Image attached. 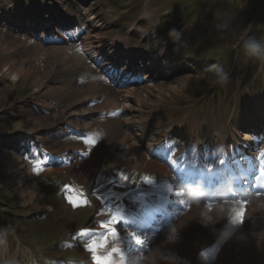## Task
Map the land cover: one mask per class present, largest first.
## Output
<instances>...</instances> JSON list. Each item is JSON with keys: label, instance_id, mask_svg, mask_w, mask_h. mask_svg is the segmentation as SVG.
Listing matches in <instances>:
<instances>
[{"label": "bare ground", "instance_id": "bare-ground-1", "mask_svg": "<svg viewBox=\"0 0 264 264\" xmlns=\"http://www.w3.org/2000/svg\"><path fill=\"white\" fill-rule=\"evenodd\" d=\"M91 3L97 4L96 0H89ZM94 1V2H93ZM167 2V8L164 10L162 7H155L154 11H150V6H144L145 0H128L126 5L128 3H131L133 8H135L137 11H139L140 16L142 20L147 21L151 27H154L155 30L159 31V34L164 35L165 33H168L170 35V39L172 42L177 43V41L180 40V38H188L190 37L193 41V47H197L199 44V32H207L210 33V29L214 30L216 29H222L223 30V36L226 39H229V41L234 38L235 43L233 44L234 50H235V58L231 59L229 56L230 50L227 49V44L219 45L215 50L210 53L209 58L213 59L214 57H218L220 61H222L225 64H232V61L234 60L235 63L244 64L245 68H251L252 66H246V63L251 64L254 63V65H257V73L260 74L263 71L264 65L258 59L256 56H248L246 54L245 44L246 39H254L258 43L261 44L259 39L264 38V29L260 27V23L264 22V15L260 12L262 8H264V2L260 3L259 0H253L257 4L256 9H258V12L254 13L252 15V18L249 22V26H251V29H248V36L245 35H239L237 34V30H235V27L238 25L237 19L239 17V7L236 5L237 0H228L227 4H222L221 6L217 7L216 4L220 0H180V3H173L172 0H152V3H155L156 5L161 4L162 2ZM252 1V0H250ZM4 3V2H3ZM183 5H187L184 7ZM144 6V7H143ZM143 7V8H142ZM258 7V8H257ZM0 8H3V4H0ZM44 11V9L41 10V14ZM156 11V12H155ZM184 11L188 13L192 17V15H195L197 13H200L202 15L205 14H217L218 17L225 20L224 22L221 21V24L219 25H213L214 28H209L207 23H203L201 26L196 28H190L192 25H190L187 22L186 15L184 14ZM63 10H58L55 13H62ZM155 12V13H153ZM168 12V16L166 14ZM201 15V16H202ZM175 24L176 26V34L172 35V30L166 25L165 20L166 18ZM67 21H71L69 18H66ZM93 20V17H90L86 19L85 21H91ZM155 21H160V25L154 26L153 23ZM15 25H22L23 28L26 29L28 32H31V37H34V34L40 33L44 34L46 32L53 31L52 28H46L43 26H40L35 23H30L27 21L21 22L18 20H13L11 22ZM0 27H5L3 24V21L0 19ZM87 30H78L75 33H70L69 37L77 39V44L80 45V47H69L64 49V55L63 60L59 66L56 64L53 67L57 66V70L55 71L54 68H50L48 70L47 74L44 73L42 69V63H31L28 59H20V51H19V45L14 40H9L8 38L4 37L0 34V51L3 53H10L9 56H7L4 59V62L2 67L4 68L2 72H6L5 74V80H9V83H3L0 85L3 90L0 91V101L2 102V105L6 108L9 107L11 103H13V99L9 97V93L14 88V84L16 81L24 80L23 82L30 84L35 90H41L45 89L46 92H49L51 94H57L61 90V87H54L50 84H47V81L49 83V79H51L53 82L58 80L61 82L62 80H67L72 77V75L76 72H78L77 64H81L82 57L79 55L85 54V58L87 60L91 59V55L93 56L96 52H101L106 49L111 55L113 56L114 61H117L118 63L122 61V59L118 56L119 52H131L133 55H136L134 57L135 60H138V63L136 65H129V68L123 69L122 72L121 68L116 65H112V68H107L108 63L107 61L103 63V66H94L95 72L92 71V68L87 66L86 73L91 77L88 78L86 83L87 84H97L92 87H86L84 88L85 92H83V98H80L82 95V92L80 95L76 96V99L69 103L65 108H62L58 111L53 112L52 115L45 116V114H39L37 113L34 108L32 109L29 106V102L26 99H21L20 104H17L15 108H13L12 112L17 111L18 116L17 119L11 122L10 124L6 123H0V132L11 134V136L16 137L18 134H29L30 136H35L38 139H46V133L49 131L50 133H55L57 129H69V128H76V130L85 131L84 133L86 135H90L92 132H100L105 136V130L103 128L95 127L94 125L98 124L99 122L106 123L108 122L106 119H113L115 117H119L114 119L115 126L118 130V137L113 142L110 143L109 146H101L99 148H94L91 154H84V158L86 159V162L90 165L91 170L84 172L85 178L91 175L93 178H96V175L94 174V171L99 170L98 164L100 161L105 157L107 159L108 156V164L114 165V164H133L134 166L139 167H145V168H152L157 165V163L149 159L147 156V151L145 150L144 145L148 144L146 138L148 135H145L144 130H142L144 126H142V122H144V125L147 129V126H152V130L158 129L153 124H146L145 120L143 118V114L145 111L142 109V106L147 108L148 106L154 105L155 103H158V109L164 112L165 114H173L174 111H178L181 115L183 113H186L188 116H190L193 112L197 111L200 113H206L210 109H216L220 113L226 115L227 117L233 119L237 115L232 110L224 109L223 107L215 106V105H205L202 103L197 102V97L191 96L192 99L188 96L182 97V103L174 102L172 99L169 98L168 92L170 91H176L181 88L183 85V80L186 82L187 85L194 84L197 85L202 92L215 95V94H226L227 96L233 97L235 96V93L238 92V87L235 83L231 81H226L224 88H217L216 90L212 91L209 89L205 77L207 75L211 76V79L222 77L223 75H228L224 72L218 73L214 68H204V74H201L199 72V76L197 74H193L192 71L189 72L188 70L191 69L190 65L186 64L185 61H187L186 55H183V50L180 49H171L168 50L167 53L164 51H161V49L158 48V42L160 44H163V40H157L155 32L152 33L150 30L143 31L140 29H136V25L130 26L127 28H122L125 33L130 36L137 35L140 40L146 41L148 44L149 51L153 53V49L156 52L157 56H155L156 63H151L149 60L145 57V54L143 52H140L137 48H130L127 44V39H123L121 42L117 43V40L107 39L104 37V35L96 28V26H93L92 24L88 25ZM124 27L126 25L124 24ZM264 27V25H263ZM19 28V27H18ZM247 28V26H246ZM191 30V31H190ZM207 30V31H204ZM254 31H258L259 35H255ZM133 32V33H132ZM251 34V35H249ZM135 35V36H136ZM239 35V36H238ZM254 35L258 38L255 39ZM40 39V41H44V44L46 42V39L43 37H36V39ZM137 40V38H134ZM49 43V42H48ZM49 46H53L51 43L47 44ZM36 49L38 51V57L41 59H45L48 57V53H60L63 52L62 48H52L49 50V48H43L40 44H35ZM36 51V52H37ZM178 51V52H177ZM202 52H205L203 50ZM154 54V53H153ZM88 57H87V56ZM264 57V55H262ZM184 58V60L182 59ZM157 58H159V62L162 60L164 62H167L173 66V68L169 69V67L165 66L164 64L160 63L157 64ZM128 64V63H127ZM69 65L70 68L66 69ZM73 67V68H72ZM75 67V68H74ZM72 68V69H71ZM66 69V70H65ZM93 69V70H94ZM131 70L133 72H136L138 74L136 77H134V80L138 82H127V83H116L113 81V79L108 78L109 75L114 76V78L118 77L120 79H126L128 76H126V72L128 70ZM198 70H201L200 66H197ZM144 75L146 78H148L147 81H141L140 79H143L141 75ZM50 75H53L56 80ZM107 75L108 77H105ZM155 76L156 78L151 79L150 77ZM81 77V76H80ZM104 78V79H102ZM129 81V80H128ZM112 82L116 85H127L124 87H121L119 90H115L111 87ZM236 85V87L234 86ZM66 85H63V88ZM105 92L103 91V89ZM107 88L111 91L110 93H113V97L107 98ZM257 89L264 90V82L260 81L258 82ZM100 92V93H99ZM104 93V94H103ZM101 103L99 102L100 98H105ZM93 106L90 107L89 106ZM32 105V104H31ZM36 108L39 110L47 109L49 107V103L45 100L37 101L33 103ZM140 105L141 109L140 110ZM231 109V108H230ZM100 112H107V115L104 117L105 119L101 121L97 120H91L92 114L96 111ZM152 110V109H151ZM254 111V112H253ZM253 125H250L249 123L242 124L241 126H236L233 131L230 133V139H221L222 142L230 141V147L232 152L236 153H246L249 156V159L245 161L244 164L252 165L257 163L259 167L264 164L258 163V160L256 159V149H253V143H250L248 145V148L243 150V145H239V134L243 135H250L252 137H256L258 139L256 142H260L259 149L264 150V118L260 115L258 110L254 107L253 108ZM37 114L41 115L38 116ZM67 125V127L65 126ZM141 125V126H139ZM94 126V127H93ZM153 133V131H152ZM241 135L240 137H244ZM246 138V137H245ZM183 140H189L188 138H184ZM2 142V139H1ZM221 142V141H219ZM249 142H252L249 140ZM255 142V141H254ZM83 144V143H82ZM223 144V143H222ZM224 146V144H223ZM105 147V148H104ZM75 147L69 148V150H73ZM45 150V149H44ZM227 150V149H225ZM224 149H221L217 151V149H214L213 153L217 157L221 156L225 158V161L227 162V159L229 157H233V155L226 154ZM55 151V150H53ZM71 154L70 152H67ZM105 153L107 155L105 156ZM251 155V156H250ZM22 156V155H21ZM23 157V156H22ZM44 160V158H42ZM93 159V160H92ZM0 161L4 162L5 167L3 168L5 174L8 175V177L5 179V183H7V186H12L13 193L20 196H28V202L34 205V201L37 204V200L40 198H44L47 194L49 198L55 199V202H59L57 206L58 209H67L70 211H79V212H88L82 205L79 203H68L69 197L66 195H60L56 190L52 188H43L37 183H35V179L31 176L29 169L27 168L26 162L22 160V158L13 153L12 150L8 149L7 147H4V145L0 146ZM79 164V162H77ZM73 168H69L64 170H57V169H45L44 173H52L55 172L57 174H61L62 177H67L69 175L73 174V178L75 180L79 179L77 173H79L80 168H76V163L73 165ZM162 170H164V167L161 166ZM160 166L159 171L161 172V175L164 174L162 172ZM212 169L208 170V172L212 173ZM243 171V170H242ZM81 181H85L81 180ZM220 178H216L215 182H220ZM225 181V180H222ZM226 183L228 180L225 181ZM225 183V184H226ZM229 183V182H228ZM226 185H229V184ZM224 184V185H225ZM182 185V183H180ZM185 186V185H184ZM216 187H219L220 184L216 183ZM41 192H40V191ZM45 191L47 193L45 194ZM199 193L192 192L191 194H210V191H207L205 189L195 190ZM168 189H164L162 192L163 198L165 202L170 201L174 206L177 207V209H180V213L185 212V215L180 217L179 223L183 227L186 223L185 219H197L200 220L202 217V220L204 219L207 223L210 224L211 232L213 233V239H216V235L221 232V236L228 237L229 240V246L228 249L225 250V255L223 253H219L218 258L223 260L220 264H255L252 262V260L246 261V258L244 253L242 251H239L237 243L242 242L243 240L247 239L252 240L254 243H258L254 241L256 239L257 241H263L262 244L264 247V210L260 209L258 206L256 208L252 205L248 207L246 211V215L244 216L243 220L239 223H234L235 215H227L225 213L220 212H212L208 210L212 209L214 207H222L224 206L225 202H216L215 204H206L204 202H198L194 205L195 200H200L199 198H194L190 195V193L184 195H179V198L175 197L172 200H169L170 194L167 193ZM224 193V194H229ZM231 194V193H230ZM236 195V194H234ZM250 202L264 204V196H251L249 197ZM53 203V201H50ZM27 203V202H24ZM203 203V204H201ZM200 205V207H198ZM232 205V204H231ZM255 205V204H254ZM76 206V207H75ZM192 208V210H184L185 208ZM233 208H236L232 205ZM182 211V212H181ZM81 212V213H82ZM164 212V211H163ZM252 213V214H251ZM129 215V212L126 213V216ZM256 215L257 218L254 216ZM139 217V215H137ZM150 216H147L146 218L142 219V221L145 223L147 221V218ZM166 215L164 216L162 213H159L157 215L158 222L161 220L163 221ZM210 218V222H209ZM160 219V220H159ZM251 221L252 224L246 223L248 220ZM152 221V220H151ZM201 220L198 223L200 224ZM143 224V223H142ZM147 225V224H146ZM254 225L257 227L255 228ZM170 225L165 224L163 227V230L167 229ZM185 228H188L185 226ZM193 233H197V227H194ZM257 230H255V229ZM189 230H192L191 228ZM150 243L152 244L151 248H148V250L144 251L145 253H142L139 256L131 257L132 261H139L140 263L144 264H153L155 261V252L159 251V253H165L166 249L162 245L159 244L161 242L162 244H167V238L165 237L164 233L161 236H158V234L154 235V233L146 232L144 234ZM219 239V238H218ZM13 242H17L16 239L12 240ZM213 240L203 243L204 245L210 244ZM4 251V250H2ZM187 253H191L189 251H186ZM136 253H131V255H134ZM138 254V253H137ZM171 257L174 260H165V263H179V260H181L183 257H180L177 259V256H175V253L170 254ZM161 258H163L161 256ZM163 261V260H162ZM227 262V263H224ZM184 263V262H182Z\"/></svg>", "mask_w": 264, "mask_h": 264}, {"label": "rangeland", "instance_id": "rangeland-1", "mask_svg": "<svg viewBox=\"0 0 264 264\" xmlns=\"http://www.w3.org/2000/svg\"><path fill=\"white\" fill-rule=\"evenodd\" d=\"M152 0H145L144 6H150L151 8H149L150 11H154L155 7H162L164 10L167 8V2H162L159 5H156L155 3L151 2ZM215 0H213L214 2ZM228 0H220L217 2L216 6L219 7L222 4H227ZM260 3L264 2V0H259ZM4 2V3H3ZM89 0H74V2H67V4H65V1H63L60 5H62V8H66L67 10H76V16L75 19L74 18H70L73 22L69 23L70 25L67 26L66 29H58L57 31H51V32H46L43 34V37L46 39V42L44 44V41H40V40H36L34 37H31L29 34H31V32H28L26 29H24L23 27H19V25L17 27H14L16 25H14L13 27H0V34L3 35L4 37L8 38L9 40H14L18 45H19V51H20V59H28L29 62L31 63H42V69L44 71L45 74H47L48 70H50V68H54L55 71L57 70V66H59V64H61L62 60H63V55H64V49L65 48H69L73 42L74 39L69 37V33H75L76 31H78V26L76 24L79 25H85V16H83L82 14V10H80L79 5H87L89 4ZM173 3H180V0H172ZM120 3H124L122 0L120 1ZM127 3V2H126ZM0 4H3V8H0V15H6L8 13H19L20 11H22L24 8H26L28 5H26V3H24V0H19V3H17L16 1L13 0H0ZM119 4V0H102V5L100 6V10L103 13V16L100 20L99 23L94 22L95 26H99L98 28L100 29V31L104 34L105 38H113L116 37L117 40H120V38H124L127 39V44L128 47L130 48H137L140 51H149V48L147 47V43L146 41H142L139 39V37L136 35H132L130 34V36L137 38H131L129 37L125 31H123L122 28H127L130 26H134L136 25V29H140L143 31H147L150 30V32L154 33L156 35L157 40H163V44H160L158 42V48L161 49V51H164L165 53L168 52V50L171 49H178V51L180 49H182L183 51L185 49H188L190 53H202L203 50H205L206 53L207 50H209V53H211L212 51H217L215 50L219 45H226L227 44V49L230 50L229 52V56H230V60L231 59H236L235 58V50L233 47V44L235 43L234 38H232L230 41L229 39H226L223 36V30L222 29H210V33L213 34H209L207 32H199V42L201 44H199L197 47H193V41L190 37L186 38H180L179 41H177V43H174L171 41V39L167 42V38L169 37V35H167V38L163 37L161 34H159V31L155 30L154 27H151L150 24L145 21L142 20L139 11H137L135 8L131 7L132 4L128 3V5L126 6H119L118 8L116 7V5ZM10 5V8H9ZM239 7V17L237 19H235L236 21H238V25L235 27V30H237V34L239 35H245L248 36V29H251V26H249V22L252 18V15L256 12H258V9H256L257 4L255 3V1H250V0H237V4ZM143 6V7H144ZM184 7H186L187 5H183ZM84 8V6H81ZM111 8L110 9H106V8ZM142 7V8H143ZM258 8V7H257ZM88 9V8H87ZM99 11V9H97ZM156 12V11H155ZM153 12V13H155ZM263 15H264V8H262V10L260 11ZM28 13V10L25 11V14ZM168 16V12H166L165 16ZM200 13H197L195 15H192V17L190 15H187V22L192 25L190 28H196L201 26L203 23H207L209 28H214L212 26L213 25H220L221 21L224 22L225 20L220 17L217 16V14H214V16L212 14H205L202 15ZM7 17V16H6ZM169 17L166 18L165 23L169 22L170 20L168 19ZM116 23H112L111 21H115ZM94 21V20H93ZM124 24L126 25V27H124ZM160 21L158 23V21H155L153 23L154 26L160 25ZM264 22L260 23V27L262 29H264L263 27ZM247 26V28H246ZM19 27V28H18ZM249 27V28H248ZM191 31V30H190ZM207 31V30H204ZM29 33V34H28ZM133 33V32H132ZM255 35H259L258 31H254ZM38 35V33H36ZM238 35V36H239ZM251 35V34H249ZM254 35V37H256ZM59 37H65L66 41H59L54 43L53 39L58 40ZM255 39H258L257 37ZM250 40V39H246V42ZM261 42V45L264 46V38L259 39ZM47 41H52V42H47ZM52 44L53 46H49L47 44ZM35 44H40L43 48H62L63 52L60 53H48V57H46L45 59H41L38 57V51L36 49ZM146 46V47H145ZM145 47V48H144ZM37 51V52H36ZM154 51V50H153ZM177 51V52H178ZM155 52V51H154ZM247 54V51H246ZM10 53H3L0 51V85H2L4 82L7 84L9 83V80H5V73L6 72H2V70L4 69L2 67L1 64H3L4 59L9 56ZM185 56V54H183ZM248 55V54H247ZM250 56V55H248ZM258 59H260L261 62H263V56L257 57ZM182 59L184 60V58L182 57ZM188 60V57L186 58ZM186 64L190 65V68L188 71L191 72L193 74H197L199 76V72L202 74H204V68H214L218 73L224 71L223 69V62L222 61H216V62H211L210 59H205L204 62H201L200 65L199 64H195L192 63L190 61H185ZM56 64H58L56 67ZM165 66L169 67V69L173 68V66L169 63H165ZM244 64H239V63H235L234 60L232 61V64H229L230 68L232 69L233 72H236L239 76H241V78L245 77V70L247 68L244 67ZM264 65V64H263ZM71 65H69L66 69H69ZM87 66L92 68V71L95 72V70H93L94 68L90 65H88L86 63L85 60L82 59L81 64H78L77 66H75L76 68H78V72L74 73L72 75L71 78L67 79V80H62L61 82H59L58 80H56V78L53 75H50L54 78V80H56L55 82H53L51 79H49V83L47 81V84H50L56 88L61 87L59 93L57 94H51L49 92H46L45 89H41V90H35L32 86H30V84L23 82L24 80H19L16 81L14 84V88L11 90V92L9 93V97L11 98V100L13 99V103H11L9 105L8 108L4 107L2 105V102L0 101V123H6V124H10L11 122H13L14 120H16L17 116H18V112L14 111L12 112L13 108H15V106L17 104H20L21 99H26L29 102V106H31V104H33L34 102H37L39 100L43 101H47L50 105L52 106H59V108L65 107L67 106L69 103H72L75 99L76 96L80 95L81 93L79 91H83L85 93H87L85 91L84 88L86 87H92L95 86L97 84H87L86 81L87 79L91 78L88 73H86V68ZM197 66L201 67V70L197 69ZM218 66H221V68H218ZM246 66H252L250 69V73L253 74V81H252V86H250V89L248 90L247 87L243 88L241 90L240 96L241 98H243L246 101V104H251V107L249 108V112H245L244 114L253 116V108L255 107L258 110V106L262 104V106L264 105V90L262 89H258V82L263 81L264 82V68L263 71L258 74L257 73V65H254V63L248 64L246 63ZM74 67V68H75ZM73 68V67H72ZM71 68V69H72ZM65 69V70H66ZM258 74V75H257ZM261 75V77H260ZM81 76V77H80ZM227 76V77H226ZM223 77L228 78V75H223ZM211 76L207 75L205 77L206 79V83L208 85H210L212 82L215 81V78L213 80H210ZM220 78V77H219ZM63 85H66L63 88ZM225 84L221 86V88H224ZM1 87V86H0ZM188 88L191 91L189 93H186L185 89ZM213 88H216V86H213ZM103 89V88H102ZM210 90H212V88H209ZM2 90V88H0V91ZM103 91L105 92V90L103 89ZM3 92V90H2ZM83 92L80 98H83ZM111 91L107 90L108 96H106L107 98L109 97ZM202 92V90H200L198 88L197 85L194 84H190L187 85L186 82L183 80V85L181 86V88L179 90L176 91H170L168 92L169 94V98L172 99V101L174 100V102H179L182 103V97L183 96H195L197 93ZM100 93V92H99ZM104 94V93H103ZM205 97L207 98L204 102L205 105H215V106H221L224 109L227 110H237L236 105L239 101V97H237L236 95L233 97L227 96L226 94H219L216 95V97L213 100H208V93L204 92ZM227 96V97H226ZM105 98H100L99 102L101 103ZM230 98V100H229ZM216 103H214V102ZM103 103V102H102ZM90 106V104H89ZM51 107V106H49ZM93 107V106H90ZM220 107V108H221ZM158 108V103L155 104L152 107V110H156ZM231 108V109H230ZM253 111V112H252ZM53 112V111H51ZM162 112V111H160ZM217 112L218 110L216 109H210L208 110L206 113H200V112H193L196 114H191L190 116H187L185 113L181 114V115H177L179 114L178 111H174L173 114H171V116H169V120H171L174 124L175 123H179L181 122L180 126H176L175 129L176 130H172L175 133H178L180 135H184L186 134V131L184 132L183 129H191L194 128L198 122H200V120L203 119H207V118H211V117H216L217 116ZM38 116H41L39 114H37ZM52 115V114H51ZM45 116H49L48 114H45ZM152 117V118H151ZM150 117L149 115V122L153 123V119L157 120L159 118H161V114H153ZM92 121L93 120H97V121H101L103 120V117H101L98 113V111L94 112L92 114V117L90 118ZM236 121V117L233 118ZM238 119V118H237ZM108 122L103 123V122H99L98 124L94 125L95 127L98 128H103V130H105V136L103 141L102 140V136L100 135H96V139L102 144V146H109L110 143H113L116 139H117V133L113 130L112 128V119L107 120ZM67 126V125H65ZM93 126V127H94ZM211 128H207L206 131L209 132ZM70 132H66V130L63 129H57L58 132H55L53 134H49V140H43L42 143L37 144V148L42 147L43 149H45L46 151H53L55 150L56 152H60L59 155H64L67 149L71 148V147H75L73 150H75L78 154L76 156L77 158V162H79V164L76 162V168H80L79 173H77L79 179L75 180L77 185L79 186V188H82V185L85 186V183H83V181L85 179V174L84 172L86 171H90V165L86 162L87 158H84V154L88 153L91 154L93 151V147H88L86 146L84 143L85 140L82 138L81 140H77L74 139L71 135L76 134L78 135L79 133H83V131H79V132H74V130L72 131L71 129H69ZM147 130H152V126H147ZM167 132H171L170 130H163V131H158L156 133L153 134L152 137H158L161 136ZM93 135V132L90 135H87L89 139H91ZM67 137V138H65ZM40 141V140H39ZM84 141V143L82 142ZM83 143V144H82ZM100 146V145H99ZM105 148V147H104ZM79 152L84 153L83 155H81ZM107 155V153H105V156ZM105 159V157L103 158ZM43 160V159H42ZM93 160V159H92ZM108 160V156L106 161ZM44 161V160H43ZM58 161V160H57ZM60 161V160H59ZM68 163V162H67ZM62 165H66V163H61ZM5 167L4 162L0 161V223L2 224H7L9 226H11L12 228H14V230H18L16 232V234L22 238L24 240V245H29V244H33L34 242H37L38 240H40L41 238L44 239L46 238V240L43 239V242H39L37 245L43 247L44 251H49V252H53L55 253V256L60 257L61 254L65 255V256H73L75 253L73 252H67L66 250H64L63 247H59L58 245H55L57 243L58 240H61V238L64 236V232H66V234L68 233V228H67V224H71L73 227L76 226L79 222L84 225V226H88L91 225L92 223V218H88L89 216V212H79V211H70V210H65V209H58L59 206H57L58 204H60L59 202H55V199H51L49 198V196L46 194L47 191H45V197L44 198H40L37 200V204L39 206L36 205V202L34 201V205L29 203L28 200V196H20V195H16L13 193V188L12 186H7V183H5V179L8 177L7 174H5L3 168ZM118 167H122L121 169H115L117 170V172L124 178L127 180V175L130 173V169L133 172L139 173V172H145V173H151V172H155L157 173V177H158V172H156L158 170V166L156 165L155 167H152L151 171H148L146 168H142L139 166H134L133 164H129L128 166H123V165H119ZM117 167V168H118ZM73 168V167H71ZM60 170V169H57ZM69 170V169H68ZM53 174H57L55 172L52 173H48V175H53ZM90 176V175H89ZM67 179H74L73 178V174L69 175L66 177ZM35 183H39L36 179H35ZM79 189V194L78 196H76V202L79 203L80 205L84 204V200L88 199L85 195H83V193L81 192V190ZM40 191V190H39ZM41 192V191H40ZM131 193H136L135 190H133ZM50 201H53V203H51ZM133 203H142V199L139 196H134L132 199ZM27 202V203H24ZM247 204L248 207L250 206H254L256 208L257 204L254 203H249V201L245 198L243 199L240 203H238V206L236 208L233 209L234 213L237 211H240L243 209L244 204ZM255 204V205H254ZM259 204V202H258ZM10 205V206H9ZM126 205H117L116 207H113L111 204H108V198L106 197L103 201H102V205H98L99 207H102L104 210H108L109 213H111L114 217H116V215H122L123 213L128 212V210H125ZM260 205V209L264 210V204H259ZM76 207V206H75ZM12 213H19L23 216H20L19 214L17 216H13L10 215L9 212ZM210 210H208L207 212H209ZM220 212H223L220 208L219 210ZM79 215V219H77L76 217ZM83 215V220L82 218H80V216ZM183 215H185V212L180 213L178 216L179 218L182 217ZM227 215H231V214H227ZM255 217L257 218V216L255 215ZM174 218V216L172 218H170V220H172ZM174 220L173 222L169 223L170 227L168 228V231H166L167 229L163 230V233L165 235V237L167 238V244L164 245L161 242H159L160 245H163V247H165L166 252L169 253H175L176 256H178V259L181 257L180 254L191 250L193 248H196L197 250L195 251V254L193 255V257L187 261H185L184 263H173V264H220V258H218L219 253H223V255H225V250L228 249V237L225 236H220V238L217 240L214 250L209 253L206 250H198L199 248H201V246H203V243L209 242L211 241V239L213 240L212 242H214L216 239H213V233L211 232L210 229V224L207 223L204 219L202 224V228L198 229V233L194 234L193 230L195 229L194 227H196V220L192 221L190 219H185L186 223L185 225L182 227L179 223V220ZM248 220V219H247ZM58 222L61 223V230L58 228V226L56 225ZM209 222H210V218H209ZM48 223V224H47ZM79 223V224H80ZM63 224V225H62ZM94 225H97V227L99 228H103L105 230H107L105 228V225H111L110 228H108L110 231L109 234L106 235V237L108 239L111 238H116L120 232L121 233H125L126 229L123 226H119V228H116V224L114 225L112 220H94L93 221ZM185 226H187L188 228H185ZM20 227V228H19ZM43 228H47V231L41 232L43 231ZM192 230H189V229ZM257 228V227H256ZM255 229V228H254ZM256 230V229H255ZM35 231V232H32ZM257 231V230H256ZM30 233H33V235L35 237L40 236L41 238H31ZM113 233H115L113 235ZM161 233L160 236L163 234ZM92 245L93 243L96 244L97 247H99L102 243L101 237L98 236V238H93L92 240ZM254 241L258 242V243H254L252 240H243L242 242L237 243L239 251H242L245 255L246 261L252 260V262H254L255 264H264V247L262 244L263 241H257L256 239H254ZM91 245V246H92ZM151 244L147 245L148 248ZM146 246V247H147ZM137 248V247H136ZM155 264H163L161 262H164L165 260L167 261L166 255L163 256V258H161L160 254L158 251L155 252ZM200 258V260H198V258ZM195 258H197V262H191L193 260H195ZM161 259V262H160ZM163 260V261H162ZM222 261V260H221ZM223 262V261H222ZM225 263V262H224ZM165 264H169V263H165Z\"/></svg>", "mask_w": 264, "mask_h": 264}, {"label": "snow or ice", "instance_id": "snow-or-ice-1", "mask_svg": "<svg viewBox=\"0 0 264 264\" xmlns=\"http://www.w3.org/2000/svg\"><path fill=\"white\" fill-rule=\"evenodd\" d=\"M97 142H98L97 140L91 139V140H89L88 146L89 147H94ZM69 201L72 202V203H75L76 199L73 196H69ZM84 206H87V205H84ZM246 209H247V204L245 203L242 210L237 211V212L234 213V215H235L234 223H239V222H241L243 220L244 216L246 215ZM108 215H112V214L108 213ZM115 220L116 221L119 220V215L118 214L116 215ZM110 227H111L110 224L109 225H105L106 229H108ZM114 234L115 233H113V235ZM104 247H105V245H103V244H101L99 247H97L96 244L93 243V245L88 249V251L91 254L92 253H96L95 264H109V262L111 260L110 256H101V255L97 254L99 252V250L103 249Z\"/></svg>", "mask_w": 264, "mask_h": 264}, {"label": "clouds", "instance_id": "clouds-1", "mask_svg": "<svg viewBox=\"0 0 264 264\" xmlns=\"http://www.w3.org/2000/svg\"><path fill=\"white\" fill-rule=\"evenodd\" d=\"M172 35H177L175 30L172 31ZM245 49L247 51V54L250 56L260 57L264 55V46H262L254 39H250L246 42ZM222 78L226 79V77H222Z\"/></svg>", "mask_w": 264, "mask_h": 264}]
</instances>
